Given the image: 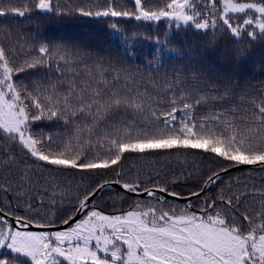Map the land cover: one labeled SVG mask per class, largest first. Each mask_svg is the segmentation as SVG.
<instances>
[{"label": "snow or ice", "instance_id": "1", "mask_svg": "<svg viewBox=\"0 0 264 264\" xmlns=\"http://www.w3.org/2000/svg\"><path fill=\"white\" fill-rule=\"evenodd\" d=\"M33 11L165 21L177 32L193 30L212 47L217 34L264 40V0H132L131 9L116 0L67 9L58 0H0V18L30 17ZM111 29L120 31L116 23ZM0 33L14 35L3 22ZM117 38L127 50L128 34ZM171 38L162 43L149 37L153 59L141 63L159 73L165 60L179 55L169 47ZM131 40L137 41L136 33ZM185 67L190 75L173 69L156 79L39 33L0 42V141L11 144L0 149V167L20 173L15 206L11 199L0 203V264H264V181L243 193L232 192L238 179L220 185L233 169L264 174V87H241L213 78L202 66ZM176 154L201 155L219 165L180 209L166 199L180 198L169 187L179 176L161 183L159 172L155 180L147 172L151 183H145L143 169L128 166L132 159ZM35 169L56 174L39 178L42 191L34 187ZM67 173L94 183L73 195L59 183ZM212 188L219 189L215 196ZM104 191L112 193L113 208L121 203L119 212L106 213L95 203ZM129 195L136 200L123 209ZM249 200L252 205L245 206Z\"/></svg>", "mask_w": 264, "mask_h": 264}, {"label": "trees", "instance_id": "2", "mask_svg": "<svg viewBox=\"0 0 264 264\" xmlns=\"http://www.w3.org/2000/svg\"><path fill=\"white\" fill-rule=\"evenodd\" d=\"M27 0H14L17 5H23ZM104 0H58L62 8L83 6L91 7L96 3L102 4ZM244 2V0H241ZM120 7L127 9L132 8V0H116ZM0 22L5 25L12 26L14 35L9 39L4 33H0V42H13L21 32L35 38L37 33L40 38L49 42L58 43L64 42L67 44L76 45L82 49L92 52H99L106 58L112 60H120L125 64H130L134 69L139 68L145 76H152L156 79L160 74L165 72L171 73L173 69H183L185 75H190L188 67L193 65L200 67L201 71L210 74L213 78L219 76L221 80L230 79L233 83L239 84L241 87L250 85L254 89L264 87V40L251 41L244 37L237 41L230 37H222L217 34L216 45L209 46L207 39L193 34V30L176 31L175 28H169L165 21L157 23H149L136 21L130 18H101L79 16L75 13L71 15H56V14H38L35 11L31 16L15 19L0 18ZM116 23L119 26V33L113 34L111 24ZM127 33L129 36V48L125 49V42L117 37ZM137 34V41L131 40V34ZM172 37L168 43L169 47H174L179 52V55L172 60H165V67L161 68L159 73L148 69L141 61L153 59L148 56L153 46V40L149 37L159 36L163 43L165 36ZM211 37V33L208 34ZM241 55L237 57L236 53ZM45 131H56V129H45ZM11 147V144H5L0 141V149ZM18 151V149H13ZM128 166L133 169V172L143 169L141 179L145 183H151L147 172H152V179H157L156 173L159 172V182H166L167 178L179 176L180 181L176 184L169 182V187L180 193V196L190 195L191 192L198 189L202 178L211 170L216 169L219 165L211 160L204 158L201 155H188L181 157L176 154L172 157L162 156L158 160L155 157H149L147 160L132 159L128 161ZM128 171V168L125 169ZM38 181L34 185L40 191L43 190L44 181L40 180L41 176L48 177L56 175L49 173L43 169H35ZM20 173L17 169L0 167V188H8L7 193L0 191V203L7 205L11 199L13 206L16 203V197L13 195V190L19 185ZM239 181V186H233V193H243L245 187H260L264 181V174L249 173L246 169L234 171L225 176L221 182V187L227 188L229 181L235 185L236 180ZM59 183L68 185L71 188L72 194L76 191L82 192L84 188L94 183V180L86 178L82 183L79 174L73 178L72 173L60 174ZM219 191L218 188L210 189L211 195L215 196ZM33 195L35 193H32ZM23 195V192L21 193ZM95 203L100 209L106 213L113 211L119 212L121 203L116 201V207L113 208L112 193L109 191L102 192L95 197ZM136 200V197L128 196L126 202L122 204L123 209H128L129 206ZM169 205L177 209L183 208L185 205L174 200H169ZM193 204L192 211L197 210V199H191ZM252 201H247L245 206H251ZM22 210V209H21ZM59 215V214H58ZM59 223V221H57Z\"/></svg>", "mask_w": 264, "mask_h": 264}, {"label": "water", "instance_id": "3", "mask_svg": "<svg viewBox=\"0 0 264 264\" xmlns=\"http://www.w3.org/2000/svg\"><path fill=\"white\" fill-rule=\"evenodd\" d=\"M238 169H233V170H231V173L232 172H234V171H237ZM228 174H224V177L225 176H227ZM101 194V193H100ZM99 194V195H100ZM98 195V196H99ZM132 196V195H131ZM188 198H189V195H187V196H180V198H172V197H167L166 199L169 201V200H174V201H176V202H178V203H182V204H184V205H186V203H188L189 202V200H188ZM195 197H192L191 199H194ZM193 209V208H192ZM191 209V210H192Z\"/></svg>", "mask_w": 264, "mask_h": 264}]
</instances>
